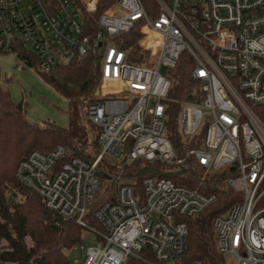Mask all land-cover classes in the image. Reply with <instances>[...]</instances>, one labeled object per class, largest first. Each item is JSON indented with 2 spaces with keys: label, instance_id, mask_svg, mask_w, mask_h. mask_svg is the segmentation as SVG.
<instances>
[{
  "label": "built area",
  "instance_id": "2783aa9c",
  "mask_svg": "<svg viewBox=\"0 0 264 264\" xmlns=\"http://www.w3.org/2000/svg\"><path fill=\"white\" fill-rule=\"evenodd\" d=\"M148 1L115 0L90 33L80 7L94 14L100 0H0V55H14L17 70L49 72L57 62L91 57L101 76L98 100L86 108L99 129L94 161L67 159L56 146L20 160L14 177L47 210L92 234L93 245H79L81 264H130L141 254L151 264H182V219L203 213L216 196L153 176L137 193L119 173L109 179L118 183L115 200L97 203L96 170L103 159L117 166L191 159L210 174L222 172L240 196L212 219L217 251L234 264H264V0ZM135 27L143 35L141 64L113 41ZM182 54L198 93L196 104L181 106V133L188 141L201 125L206 130L200 148L178 155L167 138L164 100Z\"/></svg>",
  "mask_w": 264,
  "mask_h": 264
},
{
  "label": "trees",
  "instance_id": "16d2710c",
  "mask_svg": "<svg viewBox=\"0 0 264 264\" xmlns=\"http://www.w3.org/2000/svg\"><path fill=\"white\" fill-rule=\"evenodd\" d=\"M115 0H100L96 12L89 15L81 7L85 29L97 30L96 19ZM149 3L148 0H145ZM139 27L119 34L113 41L122 50L131 49L133 64H141ZM41 78L69 103L67 128L46 123L42 126L25 119V107L11 101L9 78L0 74V264H72L64 254L82 244L85 230L72 220H64L47 210L41 199L20 185L14 172L18 162L31 152L46 154L56 146L67 150L68 158L77 157L93 162L99 153V129L88 120L82 124L77 108L98 100L95 92L101 85L100 68L91 57L57 62L49 72L33 67ZM192 64L181 55L177 66L171 70V87L164 100L167 138L176 153L200 148L205 136V125L190 139L185 140L179 125V113L184 103H197V84L191 77ZM85 103V104H84ZM73 107V110L71 108ZM120 173L122 179L131 183L141 193V182L153 176L167 178L177 185L216 196V203L203 213L183 218L187 227L186 249L182 264L200 261L202 264H229L228 258L215 247L212 228L213 217L239 201L240 196L223 183L222 172L210 174L195 161L188 159L183 165H168L138 160L127 165H112L105 159L97 166L96 174L101 182L97 203L115 200L118 183L111 179ZM90 227L98 228L95 220L87 216ZM30 244V245H29ZM142 256L144 258H142ZM144 259V260H142ZM130 264H151V258L141 254L139 260Z\"/></svg>",
  "mask_w": 264,
  "mask_h": 264
},
{
  "label": "rangeland",
  "instance_id": "374dc122",
  "mask_svg": "<svg viewBox=\"0 0 264 264\" xmlns=\"http://www.w3.org/2000/svg\"><path fill=\"white\" fill-rule=\"evenodd\" d=\"M17 63L18 61L12 54L0 55V74L2 79H10L8 90L11 101L23 104L25 119L28 122L40 126L50 123L60 128H67L70 109L68 101L51 88L35 69L25 67L22 70H17ZM160 72L165 74L168 71L161 68ZM104 88H108V86L106 85ZM86 108L87 105L77 108V114L82 124L87 123ZM94 242L95 239L91 233H84L82 244L85 247L93 245ZM4 246L6 244L1 242L0 247ZM64 254L72 264H81L83 252L79 249V245L64 251ZM228 263L234 264L229 258Z\"/></svg>",
  "mask_w": 264,
  "mask_h": 264
},
{
  "label": "water",
  "instance_id": "95a60500",
  "mask_svg": "<svg viewBox=\"0 0 264 264\" xmlns=\"http://www.w3.org/2000/svg\"><path fill=\"white\" fill-rule=\"evenodd\" d=\"M98 95V91L97 92H95V96H97Z\"/></svg>",
  "mask_w": 264,
  "mask_h": 264
}]
</instances>
